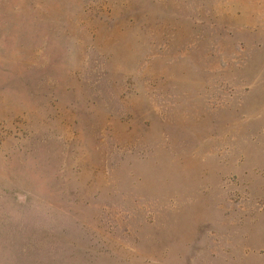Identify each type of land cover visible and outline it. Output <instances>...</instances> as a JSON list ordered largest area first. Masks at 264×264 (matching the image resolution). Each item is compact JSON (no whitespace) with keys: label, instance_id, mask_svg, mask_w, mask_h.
<instances>
[{"label":"rangeland","instance_id":"374dc122","mask_svg":"<svg viewBox=\"0 0 264 264\" xmlns=\"http://www.w3.org/2000/svg\"><path fill=\"white\" fill-rule=\"evenodd\" d=\"M0 264H264V0H0Z\"/></svg>","mask_w":264,"mask_h":264}]
</instances>
